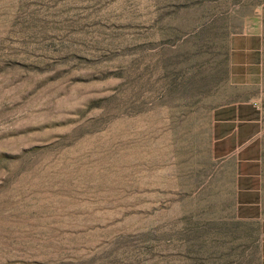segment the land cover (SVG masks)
Segmentation results:
<instances>
[{
	"label": "rangeland",
	"instance_id": "obj_1",
	"mask_svg": "<svg viewBox=\"0 0 264 264\" xmlns=\"http://www.w3.org/2000/svg\"><path fill=\"white\" fill-rule=\"evenodd\" d=\"M235 70L264 0H0V264H262L213 141Z\"/></svg>",
	"mask_w": 264,
	"mask_h": 264
},
{
	"label": "crops",
	"instance_id": "obj_2",
	"mask_svg": "<svg viewBox=\"0 0 264 264\" xmlns=\"http://www.w3.org/2000/svg\"><path fill=\"white\" fill-rule=\"evenodd\" d=\"M249 74L235 70L234 85L246 90L255 88L258 93L218 108L213 122V141L218 148L215 151L218 152V173L226 175L230 183L234 217L259 224L261 228L264 264V71H258L256 80L250 82L246 80Z\"/></svg>",
	"mask_w": 264,
	"mask_h": 264
}]
</instances>
